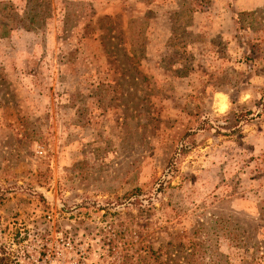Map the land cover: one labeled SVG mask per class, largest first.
<instances>
[{"label": "rangeland", "instance_id": "rangeland-1", "mask_svg": "<svg viewBox=\"0 0 264 264\" xmlns=\"http://www.w3.org/2000/svg\"><path fill=\"white\" fill-rule=\"evenodd\" d=\"M250 1L0 0L4 264H264Z\"/></svg>", "mask_w": 264, "mask_h": 264}, {"label": "crops", "instance_id": "crops-1", "mask_svg": "<svg viewBox=\"0 0 264 264\" xmlns=\"http://www.w3.org/2000/svg\"><path fill=\"white\" fill-rule=\"evenodd\" d=\"M246 4H243L244 6H249L252 7V3L250 0H245ZM251 11V8H245V9H240L238 12H248Z\"/></svg>", "mask_w": 264, "mask_h": 264}, {"label": "trees", "instance_id": "trees-1", "mask_svg": "<svg viewBox=\"0 0 264 264\" xmlns=\"http://www.w3.org/2000/svg\"><path fill=\"white\" fill-rule=\"evenodd\" d=\"M179 15H182V13H181V12H180V13H177V14L175 13V14L173 15V17H175V16H179ZM171 37H173V38L176 37V36H174V32H173V30H172V33H171V35H170V38H171ZM170 38L168 39V43L171 42V39H170ZM0 264H4L3 259H1V258H0Z\"/></svg>", "mask_w": 264, "mask_h": 264}]
</instances>
